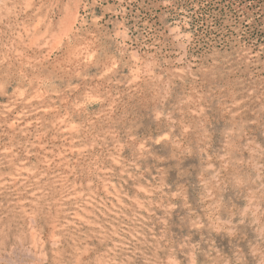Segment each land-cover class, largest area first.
Here are the masks:
<instances>
[{
	"label": "rangeland",
	"instance_id": "rangeland-1",
	"mask_svg": "<svg viewBox=\"0 0 264 264\" xmlns=\"http://www.w3.org/2000/svg\"><path fill=\"white\" fill-rule=\"evenodd\" d=\"M0 264H264V0H0Z\"/></svg>",
	"mask_w": 264,
	"mask_h": 264
}]
</instances>
